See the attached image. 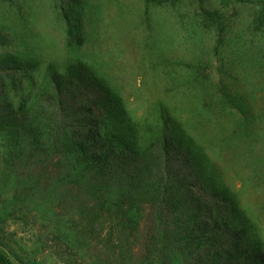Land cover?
<instances>
[{
	"label": "rangeland",
	"instance_id": "374dc122",
	"mask_svg": "<svg viewBox=\"0 0 264 264\" xmlns=\"http://www.w3.org/2000/svg\"><path fill=\"white\" fill-rule=\"evenodd\" d=\"M62 2L65 12L60 0H0V64L29 67L5 81L2 100L30 108L51 73L75 68L106 93L110 129L133 146L167 125L264 250V0ZM8 147L0 130V249L13 264H67L39 238L70 225L52 198L18 192Z\"/></svg>",
	"mask_w": 264,
	"mask_h": 264
},
{
	"label": "trees",
	"instance_id": "16d2710c",
	"mask_svg": "<svg viewBox=\"0 0 264 264\" xmlns=\"http://www.w3.org/2000/svg\"><path fill=\"white\" fill-rule=\"evenodd\" d=\"M28 68L0 64V130L18 192L52 198L53 214L70 225L42 234V246L67 264L71 254L97 264H264L229 198L205 184L167 125L146 147L133 146L110 129L106 93L75 68L51 73L37 102L17 110L2 100L4 84ZM0 263L13 264L1 249Z\"/></svg>",
	"mask_w": 264,
	"mask_h": 264
},
{
	"label": "water",
	"instance_id": "95a60500",
	"mask_svg": "<svg viewBox=\"0 0 264 264\" xmlns=\"http://www.w3.org/2000/svg\"><path fill=\"white\" fill-rule=\"evenodd\" d=\"M0 264H2V263H0Z\"/></svg>",
	"mask_w": 264,
	"mask_h": 264
}]
</instances>
